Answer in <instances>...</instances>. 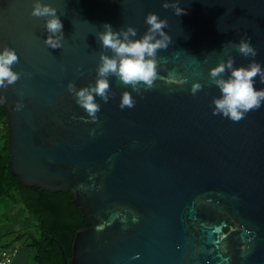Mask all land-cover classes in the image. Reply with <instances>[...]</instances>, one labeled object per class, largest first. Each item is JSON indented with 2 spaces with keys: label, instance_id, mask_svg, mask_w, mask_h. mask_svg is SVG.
<instances>
[{
  "label": "water",
  "instance_id": "obj_1",
  "mask_svg": "<svg viewBox=\"0 0 264 264\" xmlns=\"http://www.w3.org/2000/svg\"><path fill=\"white\" fill-rule=\"evenodd\" d=\"M46 2L60 15L63 48L44 44L32 0H0V47L17 51L13 68L21 73L0 89V106L12 174L26 187L72 192L86 219L72 264H264V106L239 122L213 115L219 90L208 79L225 58L222 46L241 36L251 37L264 66V0H179L181 16L163 0ZM148 12L168 20L173 40L158 52L161 78L121 110L126 89L110 77L109 101L97 97L98 123H85L66 86L95 82L102 50L95 33L108 22L142 34ZM230 51L237 65L248 63ZM172 75L203 89L193 96ZM255 86L264 84L257 78Z\"/></svg>",
  "mask_w": 264,
  "mask_h": 264
},
{
  "label": "clouds",
  "instance_id": "obj_2",
  "mask_svg": "<svg viewBox=\"0 0 264 264\" xmlns=\"http://www.w3.org/2000/svg\"><path fill=\"white\" fill-rule=\"evenodd\" d=\"M162 7L171 8L176 16L186 14L179 0H163ZM30 14L44 21L47 33L44 44L53 49L63 48V24L57 9L46 0H32ZM144 23L146 28L142 34H138L137 29L130 24L117 30L108 22H104L95 33L102 49L98 54L95 82L77 87L70 81L66 86L75 103L86 113L81 117L85 123H98L97 113L101 110V104L97 97L104 103L109 101L110 77H115L126 89L120 93L118 107L121 110L133 108L136 102L133 93L139 94L141 89L150 91L161 78L159 67L163 58H158V52L168 49L173 42L172 36L166 31L168 20L156 12H148ZM230 49L250 58L248 63L237 65ZM222 51L225 58L219 59L208 69L209 82L219 90V94L213 96L210 107L213 115L239 122L250 111L264 106V87L255 86L257 78L264 84V66L255 59L258 52L250 36L226 42ZM18 62L19 56L14 48L8 45L0 47V89H7L20 79L21 73L13 68ZM24 75L30 77L31 73L26 72ZM171 80L181 86L189 84L187 76L172 75ZM129 88L131 91L127 90ZM202 89L203 84L199 80H192L188 90L195 96ZM5 101L6 97L0 95V103ZM22 107V102L18 101L16 110ZM138 221L139 217L133 215L132 222ZM137 258L139 253L130 257L132 260Z\"/></svg>",
  "mask_w": 264,
  "mask_h": 264
},
{
  "label": "trees",
  "instance_id": "obj_3",
  "mask_svg": "<svg viewBox=\"0 0 264 264\" xmlns=\"http://www.w3.org/2000/svg\"><path fill=\"white\" fill-rule=\"evenodd\" d=\"M9 137L8 113L0 106V204L20 209L37 228V237L29 232L17 236L29 241L34 264H72L76 233L87 226L75 196L72 192L52 193L20 183L10 169Z\"/></svg>",
  "mask_w": 264,
  "mask_h": 264
},
{
  "label": "rangeland",
  "instance_id": "obj_4",
  "mask_svg": "<svg viewBox=\"0 0 264 264\" xmlns=\"http://www.w3.org/2000/svg\"><path fill=\"white\" fill-rule=\"evenodd\" d=\"M24 232L38 236L33 221L26 220L25 214L20 209L7 208L0 204V246L9 245L18 248V255L13 264H34V251L29 246V241L25 237L17 238Z\"/></svg>",
  "mask_w": 264,
  "mask_h": 264
},
{
  "label": "built area",
  "instance_id": "obj_5",
  "mask_svg": "<svg viewBox=\"0 0 264 264\" xmlns=\"http://www.w3.org/2000/svg\"><path fill=\"white\" fill-rule=\"evenodd\" d=\"M17 255H18V248L16 247H10V248L0 247V264H13Z\"/></svg>",
  "mask_w": 264,
  "mask_h": 264
},
{
  "label": "crops",
  "instance_id": "obj_6",
  "mask_svg": "<svg viewBox=\"0 0 264 264\" xmlns=\"http://www.w3.org/2000/svg\"><path fill=\"white\" fill-rule=\"evenodd\" d=\"M14 263V262H13Z\"/></svg>",
  "mask_w": 264,
  "mask_h": 264
}]
</instances>
